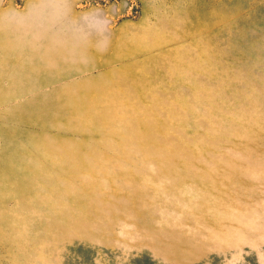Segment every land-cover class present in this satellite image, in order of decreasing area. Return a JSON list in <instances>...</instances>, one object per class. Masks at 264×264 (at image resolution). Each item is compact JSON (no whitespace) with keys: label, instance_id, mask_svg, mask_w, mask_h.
<instances>
[{"label":"rangeland","instance_id":"rangeland-1","mask_svg":"<svg viewBox=\"0 0 264 264\" xmlns=\"http://www.w3.org/2000/svg\"><path fill=\"white\" fill-rule=\"evenodd\" d=\"M0 264H264V0H0Z\"/></svg>","mask_w":264,"mask_h":264}]
</instances>
